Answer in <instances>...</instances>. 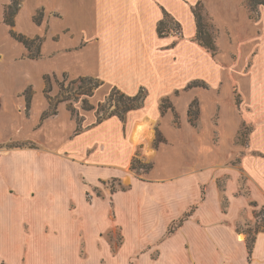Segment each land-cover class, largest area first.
I'll return each mask as SVG.
<instances>
[{
	"label": "crops",
	"instance_id": "0c3cea01",
	"mask_svg": "<svg viewBox=\"0 0 264 264\" xmlns=\"http://www.w3.org/2000/svg\"><path fill=\"white\" fill-rule=\"evenodd\" d=\"M198 1L215 26L214 55L196 39ZM244 1L22 0L11 27L10 0H0V234L22 249L1 256L62 264L65 249L93 247L97 234L105 250L104 235L117 229L116 264H264V6L252 18L247 7L260 3ZM219 70L231 82L228 102ZM63 74L101 81L87 97L95 106L112 89H144L145 98L123 120L98 122L95 107L83 109L76 132L57 102ZM138 151L150 158L143 173L131 167ZM113 179L128 182L85 199Z\"/></svg>",
	"mask_w": 264,
	"mask_h": 264
},
{
	"label": "rangeland",
	"instance_id": "374dc122",
	"mask_svg": "<svg viewBox=\"0 0 264 264\" xmlns=\"http://www.w3.org/2000/svg\"><path fill=\"white\" fill-rule=\"evenodd\" d=\"M245 5L247 3V0L244 1ZM263 4L260 5H256L255 7H247L250 17L252 18H258L260 17V10L263 8ZM204 24L206 29H209L212 33V36H216V30H215V26L214 24L211 22L210 17L206 16L203 18ZM170 29H173L175 32L177 30V26L171 21L169 23V27ZM34 44V43H33ZM37 43L35 42V45ZM232 58L234 59L235 57L232 56ZM240 61H242V59H240ZM250 69V61L247 62L246 65H244L243 67V72L246 73L248 70ZM227 74L223 73V71L219 70V75H217L218 79L223 78V86H222V93H223V98L228 102L231 98L230 95V88H231V82L230 80L227 79ZM55 82V81H54ZM63 82L64 85L61 87L59 83ZM70 80L68 81H63V77H59L58 81L55 82V84L58 85L59 88V92L57 97L58 99H62V102H66L68 109L72 112L73 116L76 118L77 123H78V127L79 129L82 128L83 126V120L84 117L82 116V114L80 115L81 110L85 109L82 103V100L85 98V96L82 93H79L78 89H77V85H73V87L69 86ZM261 99V98H260ZM264 100V99H263ZM77 102H80V110L76 111L74 105H76ZM55 103V104H54ZM88 103L90 105H92L89 100ZM98 105V104H97ZM97 105H92L95 107H97ZM107 107V106H106ZM53 108H56V102H53ZM94 109V110H95ZM110 110V108H107ZM192 111L195 112V108H192ZM96 112V116L98 115L97 111ZM248 128H242L240 135H239V141L240 142H245V137L246 134L248 132ZM153 138V137H152ZM161 140V137L159 135H157L156 133V143ZM138 158L140 160V162L136 163V166L138 165H142V166H147L148 163H150V158L148 157L147 154H142V152L138 151ZM135 172L138 173H143L142 170H140L138 167L134 169ZM128 181L122 180L119 181V179H113V180H109V181H100L96 186L91 187L89 189H86L84 192V197L86 200L91 201L92 198H94L95 196H101L102 194L106 193H111L113 191L116 190H120V189H124L126 187V183ZM56 206V205H55ZM54 206V207H55ZM54 207H52V212L53 214L56 216V210H54ZM58 216L60 215V211H58ZM258 216V221H259V228L263 229V225H264V210L260 209L257 213ZM55 220H62L60 217H56ZM105 239L107 240V242L109 243V247L106 248L105 250L103 248H99L98 247L102 244L101 243V237L102 235L97 234L94 238L96 241H98L97 245H94L93 247H91L90 245H85L84 242H81L77 247L73 246V247H68L67 249L64 250L65 253V262H63L62 264H106V261L103 257V255L108 254L110 257H113L112 259H108V264H116V262L118 261L117 255L119 253V247L122 243V235H120L118 233V230L115 229L114 232L111 230L110 232L106 233ZM252 233H250L249 238L252 237ZM98 246V247H95ZM21 247L19 246V244L17 242L12 241H4L3 236H1L0 234V254L3 253H7L8 250L13 249L14 250V255L19 252L22 251V249H20ZM70 253H72L70 255ZM74 253H77V256H74ZM157 253V250H153L152 254L155 255ZM55 260H58L56 257H54ZM0 264H12L11 260L6 257V256H1L0 255ZM122 264H126V263H122Z\"/></svg>",
	"mask_w": 264,
	"mask_h": 264
},
{
	"label": "trees",
	"instance_id": "16d2710c",
	"mask_svg": "<svg viewBox=\"0 0 264 264\" xmlns=\"http://www.w3.org/2000/svg\"><path fill=\"white\" fill-rule=\"evenodd\" d=\"M22 0H10L9 4L6 6L4 10V22L9 25H14V17L17 13V11L20 8ZM264 4V0H248V5L253 6L256 4ZM193 15L195 17L196 26H197V32H196V39L199 42L200 45H202L204 48H206L208 51L212 53V55L217 53V47L214 43V36L205 27L204 21H203V14H202V3L201 1H198L196 5L193 8ZM41 13H38V16H36V20L39 19ZM164 17L167 18V13H164ZM167 25L166 21H161L158 25V33L159 35L164 34V27ZM10 34L13 38L16 40L22 42L27 47H30V45L34 42L33 40H28L26 37H24L22 34H19L15 32L14 30H10ZM68 78L67 75L63 74V81H65ZM47 82H49L50 77H46ZM77 85V89L79 93H82L85 98L82 100L83 107L85 110L93 109L94 106L90 105L88 103L87 97L90 96L93 92V89L98 87L101 84V81L98 79H94L92 77H78L76 79H71L69 82V86L73 87V85ZM62 87L64 85L63 82L59 83ZM50 91L49 86L46 89V92ZM145 98V92L144 89H140L139 92L134 96H129L124 94L118 89H112L110 94L107 96L105 101L103 103H99L96 107L97 113L99 114L97 121L100 122L103 118L110 117L112 115H117L121 120L125 118V114L134 108L140 107L144 101ZM29 100V98H27ZM50 111L46 114H53L55 112L53 108V99L50 98ZM62 101V99H58L57 102ZM29 102V101H28ZM107 106V107H106ZM107 108H110L107 109ZM79 127L77 128L76 132H79ZM140 162V160L136 157L132 161V168H139L143 169L144 171L148 170L150 167L138 165L136 166V163ZM248 247L250 249V243L248 242Z\"/></svg>",
	"mask_w": 264,
	"mask_h": 264
}]
</instances>
